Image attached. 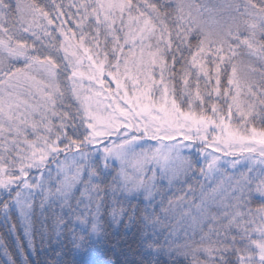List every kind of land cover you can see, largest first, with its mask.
I'll use <instances>...</instances> for the list:
<instances>
[{
  "label": "snow or ice",
  "instance_id": "obj_1",
  "mask_svg": "<svg viewBox=\"0 0 264 264\" xmlns=\"http://www.w3.org/2000/svg\"><path fill=\"white\" fill-rule=\"evenodd\" d=\"M0 264H264V0H0Z\"/></svg>",
  "mask_w": 264,
  "mask_h": 264
}]
</instances>
